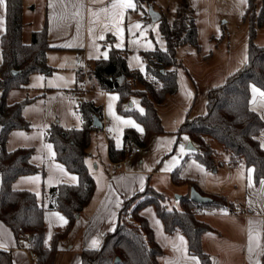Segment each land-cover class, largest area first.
I'll use <instances>...</instances> for the list:
<instances>
[{
  "label": "trees",
  "instance_id": "1",
  "mask_svg": "<svg viewBox=\"0 0 264 264\" xmlns=\"http://www.w3.org/2000/svg\"><path fill=\"white\" fill-rule=\"evenodd\" d=\"M246 17L251 20L246 64L231 73L222 84L209 90L207 112L193 119L187 118L178 128L177 135L186 133L191 137L197 144L195 157L206 167L215 164V150L206 139L207 136L212 137L228 152L230 163L242 161L251 166L254 180L259 183L264 179V146L259 139L264 119L251 107V87L257 85L264 91V45L255 41L257 28L264 25V8L256 16L255 0H249ZM160 23L167 48L143 51L144 71L129 67L124 49L112 48L107 58L96 60L90 72V77L97 80L101 89L119 93L118 110L135 116L144 126L143 133L135 127L125 128L123 147H116L110 140L109 156L114 162L126 160L134 146H148L154 135L165 131L157 105L178 90L177 47L186 43L198 45V28L191 0H181L172 24L163 16ZM23 28V0H7L0 64V220L10 226L17 240L32 237L29 249L37 257L36 264H56L61 241L72 231L96 189V180L89 172L84 156L91 142V132L101 128L93 124L94 117L103 121L104 112L103 106L93 100H81L77 106L82 119L80 127H64L55 123L47 132L46 138L55 147L56 159L76 173L79 179L77 183H59L44 191L47 206L60 210L68 220L62 230L53 233L48 244L46 207L34 191L14 187L19 176L33 174L40 169L30 160L33 148H6L13 129L30 127L23 114L30 99L9 103V90L27 84L32 73L50 74L53 70L47 60V51L51 47L47 21L43 28L32 32L29 42L23 40ZM121 76H124L123 80ZM82 77L79 70L78 78ZM136 82L144 87H135ZM134 96L139 97L144 111L133 106L125 107V103ZM180 170L178 166L172 172L176 184L183 182ZM193 186L201 191L196 184ZM210 196L213 200L203 203V206L216 209L227 206L225 197ZM165 201L166 195L151 184L125 199L115 228L106 234L100 247L82 249L81 264H160L164 249L156 240L148 219L141 213L150 204L155 206L166 232L183 233L188 240L189 252L197 255L203 263H209L211 257L203 248L202 238L211 226L198 217L197 202L190 199V194L181 195L178 205L172 208ZM116 257H120L118 262ZM0 264H14L11 250L0 247Z\"/></svg>",
  "mask_w": 264,
  "mask_h": 264
},
{
  "label": "rangeland",
  "instance_id": "2",
  "mask_svg": "<svg viewBox=\"0 0 264 264\" xmlns=\"http://www.w3.org/2000/svg\"><path fill=\"white\" fill-rule=\"evenodd\" d=\"M29 1L31 0H25V2ZM32 1L36 4V10H27L25 17L26 21L37 22L39 18L43 19L47 3L46 0ZM132 2L136 5L134 10L119 6L127 3V0H86L89 8L90 34L84 45L85 49L50 50L47 60L53 67L52 73H32L27 84L12 88L7 94L9 103L30 99L23 109L30 127L13 129L8 137L6 148L8 150L19 147L33 148L30 160L40 169L36 173L19 176L14 181V187L34 191L39 201L46 207L48 244L51 243L53 233L62 230L67 223L61 212L47 206L48 199L44 191L59 183L78 181V175L69 171L64 163L56 159L55 147L46 138L49 128L55 123L64 127H80L82 121L76 111L78 103L84 99L94 100L103 106L105 126L103 129L101 127L91 132L86 160L91 158L92 152L99 159L106 161L108 140L112 139L116 145L124 143L123 131L129 125L123 121L131 120L139 127H143L135 116L123 114L118 110L119 93L101 89L97 80L90 77V72L96 60L105 58V53L108 57L112 48L124 49L129 67L144 71L146 61L143 51L167 48V41L161 32L160 20H153L149 10L152 8L159 12L172 24L177 16L181 0H132ZM113 4L117 7L113 8ZM191 5L198 28V45L186 43L177 47L178 90L168 95L165 102L157 105L165 130L160 134L166 144L171 143V149L165 159L163 161L159 159L156 164L159 165L158 169L163 171L168 165L171 166V163L172 168L183 163L181 176L190 181L177 185L172 182L170 174L154 172L150 176V184L166 195L165 204L169 208L177 204V195L190 193L193 184H196L200 190H205L209 186H213L216 192L222 189L225 195L227 194L235 201H242L239 197L245 195L251 199H264V182L256 183L252 177L248 185L244 173H232L229 168V154L217 140L210 136L206 137L207 142L215 150L214 166L206 167L195 157L196 150L189 149V143L193 141L191 137L186 133L179 137L177 135L178 128L187 118L193 119L207 112L209 90L222 84L231 73L242 68L248 59L251 20L246 17V11L249 0L246 2L243 0H191ZM263 8L264 0H255L256 16L263 11ZM0 19L3 21L0 24L1 64V36L5 30V10L0 11ZM137 25L140 27H136ZM24 27L22 37L25 42H29L32 25L27 24ZM257 32L256 43L264 44V25L259 26ZM101 36L104 38L100 39ZM79 70L84 71L81 72L82 79L78 78ZM253 86L260 88L257 85L251 87V99L254 101L261 95L259 92H253ZM135 87L142 89L144 86L136 82ZM74 91L76 92L73 93ZM260 91L263 90L260 89ZM130 101H133L132 106L135 109L144 110L139 97L134 96L127 101L126 108L132 107L129 104ZM152 143L153 139L150 145ZM193 143L197 145L194 141ZM181 145L184 146L183 153L180 151ZM160 148L161 146L157 147V149ZM145 152L146 150L143 151ZM155 155L157 152L154 153ZM184 158L186 160L183 161ZM129 161L127 159L126 162ZM36 177L39 179H35ZM72 177H76V180ZM232 177L237 179L238 186L227 181ZM1 180L0 177V186ZM98 181L101 183L100 179ZM202 215V213L199 214V216ZM59 217L64 219L61 220ZM73 231L61 241L60 245L74 243ZM239 236L240 234L238 238ZM242 238L241 235V241ZM59 264H66V261H59Z\"/></svg>",
  "mask_w": 264,
  "mask_h": 264
},
{
  "label": "crops",
  "instance_id": "3",
  "mask_svg": "<svg viewBox=\"0 0 264 264\" xmlns=\"http://www.w3.org/2000/svg\"><path fill=\"white\" fill-rule=\"evenodd\" d=\"M46 3V12L43 19L39 18L37 22H32L31 20L26 21L25 16L27 10H36V4L32 0L29 2L23 0V19L25 21L24 25H32L31 35L34 30L43 28L47 21L48 39L51 45L47 54L52 49H85L84 45H86L90 34L89 8L86 0H46ZM251 107L259 112L264 119V97L260 96L254 101L251 99ZM104 126L105 119L103 117L102 129ZM127 127L133 126L129 125L125 128ZM139 128H142L143 131L141 132L136 129L140 133H143L144 126ZM161 134L153 136V143L151 145L149 143L148 146H141L142 150L140 152H133L132 150L131 156L127 158L130 161L127 163V159L124 160V167L119 170L112 169L114 161L109 156V142L111 139L108 140L106 161L99 159L92 152L90 153L91 158L87 161L86 156L89 146L86 148L84 162L96 180V189L92 199L81 211L73 228L75 231L72 230L74 236V240H72L74 243H62L60 245L56 264H59V261L62 260L66 261V264H81V251L83 248L100 247L106 234L115 228L119 211L125 199L143 190L150 184L152 173L165 172L170 174L172 178V172L178 166L172 168L173 164L171 163V166L168 165L162 171L158 169L159 165H156L159 159H161L160 161L165 159V156L169 154V150L171 149V143L166 144ZM259 139L264 146V129L260 133ZM123 145L124 143L122 145L115 144L118 148L123 147ZM158 146H161V148L157 149ZM144 150H146L145 153H143ZM156 152L157 155L154 156ZM156 156L158 158H155ZM184 160L186 159L184 158ZM182 164L179 166L181 167ZM229 166L232 173H244L249 185L253 177V171H250L253 170L251 166H247L242 161L230 163ZM181 170L180 178L183 180L181 184H184L190 180L181 176ZM99 179L101 183L98 181ZM236 180L232 177L227 181L238 186ZM262 182H264V179L260 181V183ZM214 189L213 186H209L205 190L201 189V191L205 195L216 194L225 197L227 206L219 209L211 208L207 212H205L206 210H201L197 213L201 220L211 226V230L206 232L202 238L203 248L211 257L210 262L207 264H264V199H251L248 195H245L244 197H239L242 201H235L229 198L227 194L225 195L222 189L219 192H216ZM236 204L244 207L245 211L231 213L229 208L232 206L234 208ZM54 211L61 212L56 209ZM141 213L148 219L154 229L156 240L164 249V254L160 257V264H205L197 255L189 252L188 240L183 233L179 231L173 233L166 232L164 224L159 218L153 204L144 207ZM201 213L203 215L199 216ZM62 214L67 223V217L64 213ZM46 218L47 212H45V222ZM241 235L243 236L242 241ZM93 240L98 242L95 247L92 244ZM29 241L30 237H22L17 240L10 226L0 220V247L12 251L14 264H36L33 254L29 249Z\"/></svg>",
  "mask_w": 264,
  "mask_h": 264
},
{
  "label": "water",
  "instance_id": "4",
  "mask_svg": "<svg viewBox=\"0 0 264 264\" xmlns=\"http://www.w3.org/2000/svg\"><path fill=\"white\" fill-rule=\"evenodd\" d=\"M149 14L153 20H160L162 18V15L159 12L154 11L152 8L149 10ZM124 79V76H121V80ZM131 106L133 105V102L130 101L129 103ZM96 127H103V121L98 118L97 116L94 117V123ZM190 149L195 150L196 145L191 141L188 146ZM181 195H177L176 197L179 198ZM190 199L197 203H208L213 200V198L210 195H205L201 191H199L196 187L192 186L190 190ZM32 238V237H30ZM120 260V257H116L115 261L118 262Z\"/></svg>",
  "mask_w": 264,
  "mask_h": 264
},
{
  "label": "snow or ice",
  "instance_id": "5",
  "mask_svg": "<svg viewBox=\"0 0 264 264\" xmlns=\"http://www.w3.org/2000/svg\"><path fill=\"white\" fill-rule=\"evenodd\" d=\"M243 2H246V0H243ZM120 7H126V8H129V9H135V7H136V5L132 2V0H127V3H124V4H121V5H119ZM6 7H7V0H0V11H3V10H6ZM112 7L113 8H115V7H117V5H115V4H113L112 5ZM3 23V21H2V19H0V24H2ZM136 27H140L139 25H137ZM100 39H103L104 37L103 36H101V37H99ZM105 55V58H107V54L105 53L104 54ZM252 90H253V92H259L260 93V95L262 96V97H264V91H260V89H257V88H255L254 86H253V88H252ZM113 99H115V98H113ZM111 107V106H110ZM143 111V109H141V112ZM117 119H120L119 117H117ZM124 123H126V124H129V125H131V126H133V127H135V128H137L139 131H143V129L142 128H139V125H137V124H135V122L134 121H131V120H126V121H123ZM184 139H188L187 137H184ZM48 147H51V146H48ZM180 151L183 153L184 152V146L183 145H181L180 146ZM250 171H253V170H250ZM35 179H39V177H36ZM72 179L73 180H76V177H72ZM61 220H63L64 218L63 217H59ZM65 223H66V221H65ZM97 241H95V240H93L92 241V244H93V246L95 247V246H97Z\"/></svg>",
  "mask_w": 264,
  "mask_h": 264
},
{
  "label": "built area",
  "instance_id": "6",
  "mask_svg": "<svg viewBox=\"0 0 264 264\" xmlns=\"http://www.w3.org/2000/svg\"><path fill=\"white\" fill-rule=\"evenodd\" d=\"M80 71L84 72L82 70H80ZM85 72H87V71H85ZM141 150H142L141 146H135L133 148V152H140ZM123 167H124V161H118V162L112 163V169L113 170H119V169H122ZM176 205H178V203ZM196 209H197V211H201V210H207L208 211L211 208L203 206L202 203H197ZM229 211L231 213H237V212H244L245 209L241 205L236 204V205H234V208H233V206L230 207ZM33 258H34V261L36 262L37 257L35 255H33Z\"/></svg>",
  "mask_w": 264,
  "mask_h": 264
}]
</instances>
